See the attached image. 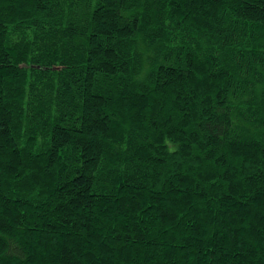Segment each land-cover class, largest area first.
Listing matches in <instances>:
<instances>
[{
	"label": "trees",
	"instance_id": "obj_1",
	"mask_svg": "<svg viewBox=\"0 0 264 264\" xmlns=\"http://www.w3.org/2000/svg\"><path fill=\"white\" fill-rule=\"evenodd\" d=\"M0 264H264V0H0Z\"/></svg>",
	"mask_w": 264,
	"mask_h": 264
}]
</instances>
